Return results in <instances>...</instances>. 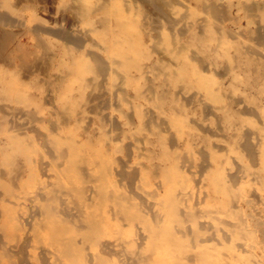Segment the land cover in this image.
<instances>
[{
  "label": "bare ground",
  "instance_id": "obj_1",
  "mask_svg": "<svg viewBox=\"0 0 264 264\" xmlns=\"http://www.w3.org/2000/svg\"><path fill=\"white\" fill-rule=\"evenodd\" d=\"M56 1L75 14L74 20L84 21L87 28L80 27L84 31L80 33L94 38L83 39V33L79 36L73 31L75 36L63 26L43 29L50 25L42 27L39 21L41 27L31 28L33 38L50 35L67 46L73 44L75 51L88 47L75 54L60 46L55 47L56 53L48 45L50 56L55 54L53 63L54 57L47 58L46 52H40L45 53L42 59L36 53L50 42L38 39L34 49L14 42L12 30L10 34L9 29L4 31L5 24L17 22L6 14L15 8L10 7L13 3L0 0V6L9 10L0 11V59L6 67H0V264H264V49L256 48L264 47V2L247 0L251 5L245 6L243 0H190L212 17L208 18L211 24L205 21L203 25L207 16L202 20L201 15L199 25L194 21L197 11L192 13L186 4L189 1L185 2L189 13L177 9L174 0ZM235 6L243 7L247 26L254 22L252 12L259 11V16L252 14L259 17L256 28L245 29L246 39L256 46L236 42L242 18L234 17ZM191 15L196 19L186 22ZM160 19L169 25L168 33L162 30L165 25L159 27ZM178 36L190 38L201 49L199 53L213 57V78L193 69V58L188 59L184 51L188 44H182ZM146 37L168 55V61L178 63L155 60L143 66L141 61L151 56L144 46ZM191 43L186 47H193ZM154 48L150 53L159 51ZM34 54L48 67L56 65L57 72L62 70L60 75H47L45 69L46 79L36 73L37 77L32 72L35 63L31 66ZM30 66L31 71H25ZM150 68L156 84L150 82L143 92L138 80ZM19 69L29 76L19 77ZM40 80L48 88L41 99L31 93L39 91ZM90 90L98 92L90 96ZM257 96H262L260 106ZM90 97L99 113L115 109L114 101L130 106L132 113L125 125H131L135 117L136 129L117 126L111 117L114 111L109 110L101 120L91 115L99 118V125H82L78 135V128L68 120L76 125L89 119L85 118L92 111H88L92 104L87 107ZM42 99L57 104L55 113L47 109V117L37 114L40 108L35 110V105H41ZM201 99L212 104L204 103L202 110L211 113L214 130H204L213 132L215 141L207 145L203 131L198 147L189 138L198 123L193 120L197 125L191 126L186 107L197 104L200 109ZM84 102L88 103L85 110H76ZM140 102H147L164 117L149 115ZM21 117L26 123L19 122ZM27 124L33 135L24 131ZM166 129L173 131L170 138L164 136Z\"/></svg>",
  "mask_w": 264,
  "mask_h": 264
},
{
  "label": "rangeland",
  "instance_id": "obj_2",
  "mask_svg": "<svg viewBox=\"0 0 264 264\" xmlns=\"http://www.w3.org/2000/svg\"><path fill=\"white\" fill-rule=\"evenodd\" d=\"M8 1H9V3H13V6L10 5V7H11V8H14V7H15V8L12 9V11H11V13H10L9 10H8V8H6V7H4V6H0V11H2V12H4V11H5V12H9V13H6V14L9 15V16L11 17V19H13V18H14L13 20L16 19V22H17L16 24H17V25H16V24H13V22H12V26L7 24L8 27H5V26H6V24H5V25L3 26L4 31H7V30L9 29V30H8V33H9V34H10L9 31H11V30L13 31V33H11V35H14V36H12V38L14 37V42L19 41V42H22V43H24V44H26V45H31V46H33V47H34L35 45H37V44H36L37 42H35V41H38V39L42 40V38H43L42 41H44L45 44H46L47 42H50V43H47L46 45H44L43 48H39V49H41V51H40L39 49L36 51V53H38V55H39L40 52H42V51L46 52V54H45V53H41L42 56H41V54H40L41 59H42V58H46L47 56H50V55H51V52H50V51H54V52L57 53V50L55 49L56 46L64 47L65 49L68 48V49L72 50L71 52H73V53H75V54H77V52H84L85 50H87L88 47L86 46L85 48H81L80 50L77 48V50L75 51L76 46H73V44L70 43V44H71V45H70V44L68 43V46L70 45V46H69L70 48H69V47L67 46V43L64 42L62 39H58V38L55 39L56 37H51L50 35H41L39 38H37L38 36H37V37L34 36L35 40L33 41L34 38H33V36H31V32H33V30H34L33 28H35V25L37 26V24H38V26H37L36 28H39V27H41L42 25L44 26V25L46 24V25H48V26L50 25L49 28H48L47 26H46V27H43V26H42L43 29H50V28L53 29V28H54V29L57 30V28H59V29H63V28H64V29H68V30H69L70 32H72V33H73V31H74V33H77V35H79L78 33H80L81 31H83L82 29H84V28L86 29V28H87L86 25H84V23H83L84 21H83V20H79L78 18H76V19H78V20H74V18H75L74 15H75V14L73 15V13L70 12V11L67 12V10H65V8L63 7V5H61V4H59V5L61 6V9H60V8H59V5H58V2H57L56 0H55L54 2H53V0H52V2H51V0H25V1H24V0H14V1L11 0L12 2H11L10 0H8ZM20 1H21V4L19 3ZM22 1H24V2H22ZM174 1H175V2L177 1L176 3H178V4L175 5V7H177V9H178V7H179L180 9L183 8V10H181V11H183V12L186 11L185 13H189V11L191 10V9H189V6L192 8V13L194 12L193 9H195V10L197 11V13H196V15H195V17H197V19H196L195 17L192 18L194 15H193V16L191 15V18L189 17L190 19L188 18V21L186 20V22H193V20L196 19V20H194V21H196V23H199V25H202L203 22L200 20L201 15H202V20H203L207 15H209V14L206 15V13L203 14V12H202V8H201V5H199V4H197V3L195 4V2H193V1H190V0H184V3H182L183 0H174ZM178 1H179V2L181 1V2L179 3ZM186 1H189V2H186ZM248 1H250V0H248ZM257 1H258V0H256V1H252V2L250 1V2H251V4H252V3H255V4H258V3H259V4H260L261 2H262V3L264 2V0H259L258 2H257ZM260 1H261V2H260ZM15 2H16V3H15ZM30 2H31V3H30ZM185 2H186L187 5H189L188 8H186L187 5L185 6ZM243 2L245 3V6H248V5H246V3H248L247 0H246V1L243 0ZM262 3H261V4H262ZM14 4H15V5H14ZM24 4H25L27 7H26ZM180 4H182V6H181ZM248 4H249V3H248ZM251 4H249V5H251ZM194 5L196 6V8L193 7ZM22 6H25V9H24V7H22ZM29 6L34 7V8L31 9V7H29ZM35 6H36V7H35ZM57 6H58V7H57ZM138 6H139V4H138ZM184 7H185L187 10L189 9L188 12H187V10H184ZM2 8H3V9H2ZM20 8L22 9V11H21ZM58 8H59V9H58ZM63 8H64V10H63L64 12H62V9H63ZM5 9L8 10V11H6ZM27 9H28V10H27ZM53 9H54V10H53ZM142 9H143V8H142ZM234 9H236L237 11H236V10L234 11ZM239 9H241V10H239ZM242 9H243V7H240V6H238V7L235 6V7L233 8V15H234L235 18H237V20L239 19V17L242 18V14H243V18L246 16L245 11L243 12L244 9H243V10H242ZM15 10H16V11H15ZM24 10H26L27 12L24 11ZM52 10H53V11H52ZM60 10H61V11H60ZM20 11H21V12H20ZM23 11H24V12H23ZM35 11H36L37 13H36ZM65 11H66V12H65ZM175 11H176V9H175ZM198 11H200V15L198 14ZM5 12H4V13H5ZM34 12H35V13H34ZM55 12H56V13H55ZM178 12H179V11L177 10V13H178ZM253 12H254V11H253ZM253 12H252V14H253ZM255 12H256V11H255ZM255 12H254V13H255ZM258 12H259V11H258ZM258 12H257V13H258ZM32 13H33V14H32ZM64 13H65V14H64ZM67 13H69V15H68ZM181 13H182V12H181ZM192 13H191V14H192ZM201 13H202V14H201ZM235 13H236L237 17L235 16ZM257 13H255V14H257ZM20 14H22V16H21ZM179 14H180V13H179ZM182 14H183V13H182ZM194 14H195V13H194ZM249 14H251V13H249ZM252 14H251V17H252V20L254 21V22L252 21L254 25H253L252 23H251L252 25H251L250 23H248V24H250V25L247 26V25H246V24H247V20H246L247 18H246L245 20L242 18V19H239V21H238V22H240V24H239V23H238V24H239V26L241 25V28H242V26H244L243 29L240 28L241 30L237 28L240 32L243 31V32L240 34V32L237 30L238 32H237V39H236V42L241 41L240 43L238 42V43L240 44V46H241V45H242V46H249L250 43H251L250 46H252V44L254 43V41H253V43H252V41H249L250 39L247 40L249 37H246V36H248L247 34L245 35L247 29L249 30V29L256 28V27H255V26H257L256 23L259 22V19H258L259 17L257 18L256 15L253 16ZM259 14H260V13H258L257 16H259ZM72 15H73V17H72ZM66 16H68L69 18L67 17V18H68V19H67ZM70 16H71V17H70ZM30 17H32V18H30ZM34 17H35L36 21L33 20ZM198 17H199V19H198ZM203 17H204V18H203ZM255 17H256V18H255ZM37 18H40L41 20H40V19L37 20ZM60 18H61V19H60ZM62 18H63L64 20H62ZM72 18H73V19H72ZM208 18H209V20H210V19L212 20V17H211V16H207V17H206L207 20H203V21H204L203 25H205V21H206L207 23L209 22V21H208ZM253 18H254L255 20H254ZM17 19H18V21H17ZM65 19H66L67 21H66ZM69 19H70V20H69ZM68 20H69V21H68ZM160 20H161L162 23H158V25L160 24L159 27H160L161 25H165V28H163V26H161V27L163 28L162 30L165 29L163 32L168 33L167 28L169 27V25L166 23V21H165L164 19H160ZM198 20H199V21H198ZM26 21H27V22H26ZM39 21L42 22V24H40L41 26H39ZM74 21H75V22H76V21H80L81 24H80L79 22H78V23H74ZM22 22H23V24H22ZM44 22H45V23H44ZM67 22H68V24H69V22H71V23L69 24L70 27H74V26H75L76 28L78 27V29H76L75 27H74V29H73V28H70V27L68 26ZM72 22H73V23H72ZM150 22H151V21H149V23H150ZM210 22H211V21H210ZM210 22H209V23H210ZM243 22L245 23V25H244ZM14 23H15V21H14ZM19 23H20V24H19ZM34 23H35V24H34ZM43 23H44V24H43ZM152 23H153V22H151V25L148 24V26L150 25L151 27H154L155 25L152 24ZM211 23H212V22H211ZM211 23H210V24H211ZM75 24H76V25H75ZM166 24H167V27H166ZM210 24H209V25H210ZM14 25L16 26V28H15ZM18 25H20V26H18ZM21 25H24V28H26V29H27V26H28V30H29V31H28V30H24L23 26H21ZM59 25H60V26H59ZM78 25H79V26H78ZM82 25H83V26H82ZM152 25H154V26H152ZM207 25H208V24H207ZM32 26H33V27H32ZM62 26H63V28H62ZM150 26H149L148 28H150ZM180 26H181V24H180V25L178 24V27H180ZM11 27H12V28H11ZM55 27H56V28H55ZM67 27H68V28H67ZM80 27H81L82 29H81ZM176 27H177V26H176ZM234 27H235V26H234ZM247 27H249V28H247ZM10 28H11V29H10ZM21 28H22V29H21ZM29 28H30V29L32 28L33 30L31 29L32 31H30ZM36 28H35V29H36ZM6 29H7V30H6ZM20 29H21L22 31H21ZM54 29H53V30H54ZM70 29H71V30H70ZM80 29H81V30H80ZM85 29H84V31H85ZM245 29H246V30H245ZM18 30H19V31H18ZM76 30H77V31L80 30V32H79V31L77 32ZM12 31H11V32H12ZM20 31H21V32H20ZM23 31L26 33V35H24L25 33H24ZM27 31L30 32V34H27V33H28ZM84 31H83V32H84ZM17 32H18V33H17ZM22 32H23V35H22ZM83 32H82V33H83ZM16 33H17L18 35H17ZM33 33H34V32H33ZM74 33H73V34H74ZM82 33H80L79 36H81ZM238 33H239V34H238ZM15 34H16L17 36H15ZM242 34H244L245 36H243ZM32 35H34V34H32ZM74 35L76 36V34H74ZM83 35H84V36H82L83 39H84L85 36H86L85 38H88V39H89V38H94V37H92L91 35H87V34L85 35V33H83ZM239 35H240V36H239ZM241 35H242V36H241ZM23 36H24V37H23ZM26 36H27L28 38H27ZM29 36H30V37H29ZM47 36H49V37H47ZM31 37H32V38H31ZM46 37H47V38H46ZM178 37H179V38H177V39H179V41H180L182 44L185 45V42H186V44H188V45H185L184 48H185L186 50H184V51H185V52L187 51L188 54H187V53H186V54H187L188 56L190 55V56L188 57V59L191 58V57L193 58L194 61L191 59L192 62H194V63H192V65H194V66H193V69H197L198 71L202 72L205 76H207V77H209V78H211V77L213 78V77H214V74L211 73L212 70H213V72L215 71V70H214V67H215V66L213 67V65H212V64H214V62H212V61H213V57H212V56H207V54H204V55H206V56L202 55V54L204 53L203 51H202V54L199 53V52H201V49H198V50H197L198 47L195 48V47L193 46V44H192L191 41L189 40L190 38H188V37H186V36H178ZM239 37H240V38H239ZM24 38H25V39H28L29 41H28V40H25ZM36 38H37V40H36ZM51 38H54V42L52 41ZM238 38H239V39H238ZM241 38H242V39H241ZM246 38H247V39H246ZM50 39H51V40H50ZM88 39H86V42H85L86 45L89 44V43H88L89 41H87ZM187 39H188V40H187ZM240 39H241V40H240ZM245 39H246V40H245ZM24 40H25V41H24ZM23 41H24V42H23ZM56 41H57V44H58V45L55 43ZM150 41H152V40H151L150 38H148V37H146V38L144 39V46L146 45V46H145V49H146V51L148 52V54L151 55V56H150V58L148 57L147 59H145V60L143 59V60L141 61V64H142L143 66H146V65L149 66V65H151V63L154 62L155 60H160L161 62L166 63V64H167V63H168V64H169V63L171 64V63H176V62H177V61H175L176 59H174L173 62H170V61H172V59H170V61H168V60H169L168 55H167L164 51H162V50H161V51H162V52H161L159 48H158V49H157V47L154 48L155 45H154L153 41H152V42H150ZM187 41H188V42L190 41V42H189V43H191L190 45H192L194 48H193V47H189V48L186 47V46H189V43H188ZM25 42H26V43H25ZM31 42H32V43H31ZM34 42H35V43H34ZM245 42H246V44H244ZM59 43H61V44H59ZM87 43H88V44H87ZM151 43H153V44H152L153 47H151V46H152ZM248 43H249V44H248ZM51 44H52V45H51ZM254 44H255V43H254ZM48 45L50 46V49L52 48V50L49 51V46H48ZM61 45H63V46H61ZM256 45H257V44H255L254 46H256ZM45 46H48V48L45 47ZM66 46H67V47H66ZM44 47H45V50H46V48L48 49V51H49L48 53H47V51L43 50ZM53 47H54V49H53ZM72 47L74 48V50L72 49ZM153 48L155 49V51L159 50L160 52H159V51H158V52H154V51H153L154 53H150V50H152ZM190 48H191V49H190ZM256 48H258V50H260L261 52H262V50L264 49L263 45H262L261 47H260L259 45H257ZM34 49H35V47H34ZM84 49H85V50H84ZM187 49H188V50H187ZM192 50H193V51H192ZM258 50H257V51H258ZM260 51H258V52H260ZM151 52H152V51H151ZM164 53H165V54H164ZM205 53H206V52H205ZM43 54H45L46 57H45ZM47 54H48V55H47ZM159 54H160V56H159ZM34 55H36V54H34ZM38 55H36L35 59L33 58V60H35V62L32 60V64H31V66L33 65V63H35V64L32 66L33 69H32V67L30 66V68H29L28 70H25V71H31V69H32V70H34V71H32V72H33V73L35 72L34 74H35L37 77H39V75H37V74H40V75L42 74V75H41V76H43V77H41L42 79H43L44 77H45V79H46L47 76H45V75H46V74H47V75H50L52 72H53V74H55V75H57L58 73H59V75H60V73L62 72V70L59 71V72H57V71L60 70V69L56 67L57 70H55L56 68L54 69V67H55L56 65H54L53 67L50 68V67L46 66L47 63H46V64L43 63V64H45V65H44V68H43V67H42V66H43V64H42V61H43V60H41V59H40V56L38 57ZM156 55H157V56H156ZM164 55H165V56H164ZM195 55H196V56H195ZM43 56H44V57H43ZM194 56H195L196 58H195ZM203 56H204L205 58H204ZM50 57H54L53 60H52V58H51V60H52L53 63H54V62L56 61V59H55V54L52 53V56H50ZM202 57H203V58H202ZM206 57H207V58L209 57L210 59H209V58L207 59ZM36 58H38V60L40 59V61L38 62V60H37ZM47 58H48V57H47ZM62 59H67V56L62 55ZM178 60H181V59H178ZM191 60H189V61H191ZM206 60H207V61H206ZM209 60H211V63H210ZM2 62H3L2 59H0V67H1V68L5 67V65H4L5 63L3 62L4 64H2ZM203 62H204V63H203ZM206 62H207V63H206ZM38 63H39V64H38ZM55 63H56V62H55ZM177 63H178V62H177ZM199 63H200V64H199ZM225 63H226V62H223L224 66L226 65ZM197 64H198V65H197ZM2 65H3V66H2ZM38 65H39V67H38ZM210 65H211V66H210ZM35 66L38 67V71L36 70L37 67H35ZM198 66H199V68H197ZM200 66H201V67H200ZM46 67H48V68H46ZM191 67H192V66H191ZM5 68H6V67H5ZM5 68H4V69H5ZM39 68L41 69V71H40ZM52 68H53V70H54L55 72L52 71ZM200 68H202V69H200ZM203 68H204V70H206V71H204L206 74L203 72ZM209 68H210V69H209ZM212 68H213V69H212ZM43 69H44V72H43ZM45 69H47V70H49V71L46 73V72H45V71H46ZM20 70H22V72H21ZM23 71H24L23 69H19V71H18L17 74H18V75H19V74L22 75V76H21L22 79H23V77L26 79V78L29 76V73H28V72L26 73L25 71H24V72H23ZM36 71H37V72H36ZM50 71H51V72H50ZM19 72H21L22 74L19 73ZM39 72H41V73H39ZM147 72H148V73H147ZM153 72H154V71H152V69L150 68L148 71H146V73H143V78H144V80H146V81H143L142 76L139 78V80H138V84L141 86L140 88L143 90V92H144V91L147 92V90H145V89H147L149 85H152V84L154 85V84H156V80L154 79V76H151ZM23 73H24L25 75H24ZM30 73H31V72H30ZM36 73H37V74H36ZM45 73H46V74H45ZM131 73H133L135 76L139 77L138 73H137L136 71L134 72L133 69L131 70ZM150 73H151V74H150ZM214 73H215V72H214ZM26 74H28V76H26ZM43 74H45V75H43ZM53 74H52V76H55V75H53ZM207 74H209V75H207ZM211 74H212V76H211ZM20 75H19V77H20ZM153 75H154V73H153ZM25 76H26V77H25ZM145 76H146L147 78H146ZM41 78H40V79H41ZM38 79H39V78H38ZM148 79H149V80H148ZM153 79H154L155 81H152ZM141 80H142V81H141ZM40 81L43 82L44 85H45V81H44V80H43V81L40 80ZM142 82H144V83H142ZM150 82H151V83H150ZM43 83H42V84H43ZM149 83H150V84H149ZM42 84H41V88L39 89V91H38V90L36 91V90H34V89L31 90V93L34 94L35 96H38L39 99H41V98H40V97H41V96H40L41 94H42L43 97L45 98V95H47V93H48V91H46V89L48 90V88L46 87V85H45L46 88L43 87ZM148 84H149V85H148ZM122 87L124 88V91H125L126 93L131 94V95L133 94V91H132L130 88H128L127 86H126V87L122 86ZM146 87H147V88H146ZM242 87H243V86H242ZM143 88H144V89H143ZM44 91H45V92H44ZM90 91H91V90H90ZM90 91H89L90 96H92L93 93L96 95V93L98 92V90H93V92L91 91V93H90ZM94 91H96V93H95ZM194 91H195V90H193V89L191 90V92H194ZM38 92H39V93H38ZM43 92H44V93H43ZM37 94H38V95H37ZM44 94H45V95H44ZM95 95H94V96H95ZM39 96H40V97H39ZM94 96H93V98H94ZM43 97H42V98H43ZM88 97H89V95H88ZM261 97H262V96H260V97L257 96V97H256V98H258V99H257V103H258L259 106L261 105V102H262V101H261V100H262ZM93 98L90 97L89 101H87L89 104H88L87 102H84V104H83V103H80V104H83V106L81 105V107H80V105H78V107H76V110L80 111V109H82V108L84 109V108L86 107L87 104H88L87 107H89L90 104H92V105H91V106H92V109L89 107L90 110H88V108H86V110H88V111H91V110L93 111V110H94V111H95V108H94V107L96 106L95 104H96L97 102L94 101ZM202 98H203V97H202ZM39 99H38V100H39ZM203 99H204V98H203ZM203 99H201V101H202ZM42 100H44V101L46 100V101H45V104H43L44 101H43V102L41 101V102H42L41 105H40V103H39L38 105H35V106H36V107H35V110H36V109L39 110V108H40V110H39L38 113H37L40 117H47L49 111H50V112H54V111H56V108H57L56 106H57V104H56L54 101H53V102H51V101L49 102L47 99H42ZM259 100H260V101H259ZM39 101H40V100H39ZM90 101H91L92 103H91ZM204 101H206V100H204ZM207 101H208V100H207ZM207 101H206V103L203 102V101H202L203 103L200 102V104H201V103L203 104V105H199V106H201V108H200L201 110L199 109V107H197V106H198L197 104H189V105H187V107L189 106V110H188V108L186 107V115H187L188 120L191 119V120H190V124H191V126H192V125L196 126L197 123H198V126L195 127L196 129L192 128L193 131L190 132L192 137H191V136L189 137L190 139L194 140V142H196V143L198 144V147L202 145V141H200V139L202 140L204 137H205V139H206V137H207L208 140H206V141L209 142V143L207 144V145H209V146H211V145L213 144V142L215 141V140H213V139H214L213 132H211V131H212V128H213V130H214V121L210 118V117H212V116H211V113H210V111H209V112L206 111V112H207V114H206L205 111H204V109L202 110V106H204V103H205V104L208 103V105H212L211 102H207ZM95 102H96V103H95ZM114 102H115L116 104H115ZM114 102L112 103V104H114V105H112V106H113V107L116 106L115 109H117V110H115L114 108L112 109V107H111V110H113V111L115 112V113L112 112V114H111V117H113L114 122L116 123V121H117V126H119V127H121V128L128 127V128H130L131 130H135L136 127H137V124H138V123H137V122H138V121H137V118L132 117L133 120H132L131 122H132L133 125H132V124L130 125V123H129V126L125 125V124L127 123V122H126V119H127L128 115H129V114L131 115V113H132L130 110H129V112H128V109H129L130 106L128 107V105H126V104H125V105H122V106H121V104H120V106H119L118 103H117V101H114ZM181 102H182V101H181ZM46 103H50L51 105H50V104H46ZM140 103H141V105H142V106H141L142 108H143V107L145 108V107L147 106L145 109H144V108H143V109H144L149 115H150V113H151V115H157V114H158V115H159V117H158L159 119H161V117H164L162 114H159L158 111H157L154 107H152L151 105H149L147 102H140ZM1 104H2V103H1ZM4 104H7V105H9V106H12V104H11V103H8V102H7V103H4ZM42 104H43V105H42ZM198 104H199V103H198ZM53 105H54V106H53ZM148 105H149V106H148ZM195 105H196V106H195ZM42 106H43V107H42ZM51 106H53V108H51ZM192 106H194V107H192ZM54 107H55V108H54ZM118 107H120V108H118ZM127 107H128V108H127ZM163 107H165V105H164ZM191 107H192V108H191ZM210 107H211V106H210ZM31 108H34V106H32ZM190 108H191V109H190ZM47 109H48V110L50 109V110L47 111ZM74 109H75V108H74ZM151 109H153V110H151ZM53 110H54V111H53ZM84 110H85V109H84ZM109 110H110V109H105V111H106V112H105L104 109H102L101 113L98 112L99 110H98V111L96 110L95 112H96L97 114H96L94 111H93V113H92V111H91L90 113H89V112H86V113L89 114L90 116H88V115L86 114V118H85V119H87V118H89V119L92 118V119H90V120H89V119L84 120V122H81L80 124H76V125L74 124L73 120L71 119V120H68V124L71 125V126H75L76 128H78L79 131H78L77 133H78V135H80V134L82 133V131H81V130H82V128H81L82 125H83V126L86 125L85 128H86L87 126L95 127L94 125H96V124L99 125L98 123L100 122L101 118H102L103 116H105L106 113H107V114L110 113L111 110H110V111H109ZM118 110H123L124 113L127 112L128 114H125V115H127V116L124 118V116H125L124 114H121L120 112H117V113L119 114L118 117H117V116H116V115H117L116 111H118ZM126 110H127V111H126ZM148 110H149V111H148ZM203 111H204V112H203ZM102 112H103V113H102ZM104 112H105V113H104ZM153 112H157V113H153ZM192 112H193L194 114H193ZM202 112H203V113H202ZM54 113H55V112H54ZM94 114H95V115H94ZM99 114H100V115H99ZM101 114H102V115H101ZM192 114H193V116H191ZM203 114H204V115H203ZM41 115H45V116H41ZM91 115H92V116H93V115H94V116L97 115L98 117H100V120H99V118H97V117H94V118H95V119H94ZM108 115H109V114H108ZM112 115H113V116H112ZM194 115H195V116H194ZM202 115H203V116H202ZM121 116H123V117H121ZM188 116H189V117H188ZM114 117H115V118H114ZM202 117H203L204 119H203ZM205 117H209L210 119L207 118V119H208V120H207V119H205ZM23 118L25 119V117H21V118H19V122H20V123H26V122L23 120ZM122 118H123V120H122ZM192 118H193V119H192ZM201 119H202L203 122H204V123L202 122L203 124H199V123L202 121ZM91 120H92V121H91ZM97 120H98L99 122H98ZM124 120H125V121H124ZM193 120L196 121L197 123L193 122ZM197 120H198V121H197ZM200 120H201V121H200ZM204 120H205V121H204ZM210 120H211V121H210ZM123 121H124V122H123ZM199 121H200V122H199ZM71 122H72V124H71ZM85 122H86V124H84ZM89 122H90L92 125H91ZM125 122H126V123H125ZM210 122H211L213 125H211ZM87 123H88V125H87ZM193 123H194V124H193ZM108 124H109V123H106V129H109V127L107 128V126H110V125H108ZM208 125H209V126H208ZM26 126L30 127L29 124L25 125L24 127H26ZM37 126H38V125H37ZM80 126H81V127H80ZM202 126H203V128H202ZM197 127H198V128H197ZM204 127H205V128H208V130H211V131L208 132V130H206V129L204 130ZM38 128H39V126H38ZM83 128H84V127H83ZM200 128H201V131H202V132L205 131V133H206L204 137H203V135H200V134H204V132L202 133L200 130H198V129H200ZM39 129H40V128H39ZM28 130H29V129H27V127H26V129H25L24 131H26V132H28V133L30 132L29 134H30V135H33V132L28 131ZM168 131H170V132H168ZM168 131H167V129H166V130L163 132V133H164V136H165L166 138H168V137L170 138L171 134L173 135V133H172L173 131H172V130H169V129H168ZM80 132H81V133H80ZM20 133H21V132H20ZM93 133L97 135L98 132H97V131H96V132L93 131ZM169 133H171V134L169 135ZM208 133H210L211 136H209ZM211 133H212V134H211ZM144 134H147V132H144ZM183 137H186V136L183 135ZM201 137H203V138H201ZM128 140H129V139H128ZM128 140H126V141H128ZM212 140H213V141H212ZM209 148H210V147H209ZM209 148H208V146H207V147L205 148V150H206V151H209ZM118 156H119V154H116V157H118Z\"/></svg>",
  "mask_w": 264,
  "mask_h": 264
}]
</instances>
